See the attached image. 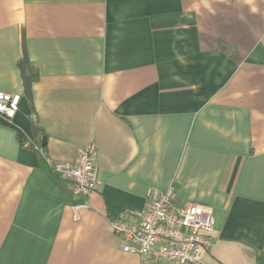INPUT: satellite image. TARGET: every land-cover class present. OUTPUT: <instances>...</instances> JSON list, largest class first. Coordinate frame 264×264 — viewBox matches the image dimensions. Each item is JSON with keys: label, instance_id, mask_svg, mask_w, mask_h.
<instances>
[{"label": "crops", "instance_id": "crops-1", "mask_svg": "<svg viewBox=\"0 0 264 264\" xmlns=\"http://www.w3.org/2000/svg\"><path fill=\"white\" fill-rule=\"evenodd\" d=\"M0 90L21 95L0 117V264H149L111 220L170 186L214 209L208 263L264 262V0H0ZM41 134L53 161L95 146L91 197Z\"/></svg>", "mask_w": 264, "mask_h": 264}, {"label": "built area", "instance_id": "built-area-1", "mask_svg": "<svg viewBox=\"0 0 264 264\" xmlns=\"http://www.w3.org/2000/svg\"><path fill=\"white\" fill-rule=\"evenodd\" d=\"M20 100V94L0 90V117L11 122ZM96 156L95 146L86 145L78 148L72 161L47 160L74 193L91 197L100 187ZM177 201L178 191L173 186L150 191L145 207L131 213L133 221L112 219V229L123 240L124 251L139 254L149 264H210L205 254L214 232L213 207L194 202L178 205Z\"/></svg>", "mask_w": 264, "mask_h": 264}, {"label": "trees", "instance_id": "trees-1", "mask_svg": "<svg viewBox=\"0 0 264 264\" xmlns=\"http://www.w3.org/2000/svg\"><path fill=\"white\" fill-rule=\"evenodd\" d=\"M19 66H20L21 71H22V77H23V80H24L26 91H27L28 94L31 95L32 83H33V81H35L38 78L37 72L35 71V69H34L33 65L31 64L30 60L28 59L27 55H25L20 60ZM35 127H36V124H35ZM42 137L43 136L41 134V138H39L38 143L35 142V143H32L31 145L36 148V150L38 151L41 159L46 163L47 169L53 175H55L62 183L68 184L63 178H61L56 172H54L52 170L51 166L49 165L48 160H47L48 156L46 154L45 147L42 146ZM260 259L264 260V256H261Z\"/></svg>", "mask_w": 264, "mask_h": 264}, {"label": "water", "instance_id": "water-1", "mask_svg": "<svg viewBox=\"0 0 264 264\" xmlns=\"http://www.w3.org/2000/svg\"><path fill=\"white\" fill-rule=\"evenodd\" d=\"M46 143L45 138H43V145ZM261 264H264V262H262Z\"/></svg>", "mask_w": 264, "mask_h": 264}, {"label": "snow or ice", "instance_id": "snow-or-ice-1", "mask_svg": "<svg viewBox=\"0 0 264 264\" xmlns=\"http://www.w3.org/2000/svg\"><path fill=\"white\" fill-rule=\"evenodd\" d=\"M0 110H2V109H0Z\"/></svg>", "mask_w": 264, "mask_h": 264}]
</instances>
